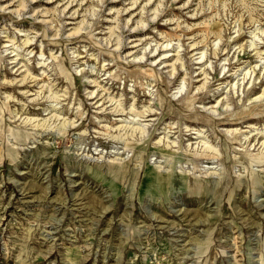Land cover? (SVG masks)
<instances>
[{
  "label": "rangeland",
  "instance_id": "rangeland-1",
  "mask_svg": "<svg viewBox=\"0 0 264 264\" xmlns=\"http://www.w3.org/2000/svg\"><path fill=\"white\" fill-rule=\"evenodd\" d=\"M263 72L264 0H0V264H264Z\"/></svg>",
  "mask_w": 264,
  "mask_h": 264
},
{
  "label": "bare ground",
  "instance_id": "bare-ground-1",
  "mask_svg": "<svg viewBox=\"0 0 264 264\" xmlns=\"http://www.w3.org/2000/svg\"><path fill=\"white\" fill-rule=\"evenodd\" d=\"M65 8V7H64ZM17 10V9H16ZM75 13V12H74ZM155 16V15H154ZM26 44V43H25ZM194 45V44H193ZM161 46H162V44H161ZM165 46V45H164ZM156 47V46H155ZM161 48V47H160ZM164 48V47H163ZM154 52V51H153ZM25 55V54H24ZM164 55H162V57H163ZM165 57V56H164ZM157 59V58H156ZM15 61V60H14ZM173 64V63H172ZM22 65V64H21ZM19 69V68H18ZM254 71V70H253ZM264 73V72H263ZM206 74V73H205ZM27 77V76H26ZM245 77V76H244ZM250 78V77H249ZM263 78V77H262ZM94 93V92H93ZM223 100V99H222ZM97 102V101H96ZM223 106V105H222ZM100 107V106H99ZM116 109V108H115ZM146 112V111H145ZM237 117V116H236ZM245 138V137H244Z\"/></svg>",
  "mask_w": 264,
  "mask_h": 264
},
{
  "label": "clouds",
  "instance_id": "clouds-1",
  "mask_svg": "<svg viewBox=\"0 0 264 264\" xmlns=\"http://www.w3.org/2000/svg\"><path fill=\"white\" fill-rule=\"evenodd\" d=\"M145 51H146V50H145ZM149 54H151V53H149ZM140 59H141V60H143V59H144V57H143V56H141V57H140Z\"/></svg>",
  "mask_w": 264,
  "mask_h": 264
}]
</instances>
